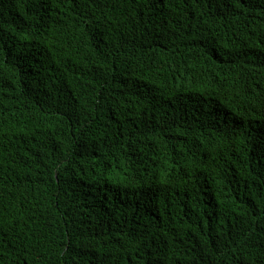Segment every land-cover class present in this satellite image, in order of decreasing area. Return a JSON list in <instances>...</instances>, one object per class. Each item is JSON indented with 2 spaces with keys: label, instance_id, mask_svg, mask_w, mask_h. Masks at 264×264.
Segmentation results:
<instances>
[{
  "label": "trees",
  "instance_id": "trees-1",
  "mask_svg": "<svg viewBox=\"0 0 264 264\" xmlns=\"http://www.w3.org/2000/svg\"><path fill=\"white\" fill-rule=\"evenodd\" d=\"M0 264H264V0H0Z\"/></svg>",
  "mask_w": 264,
  "mask_h": 264
}]
</instances>
